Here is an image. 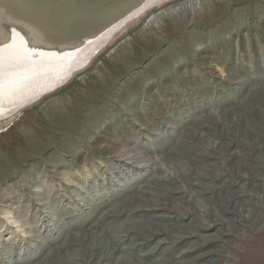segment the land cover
<instances>
[{
    "label": "rangeland",
    "instance_id": "rangeland-1",
    "mask_svg": "<svg viewBox=\"0 0 264 264\" xmlns=\"http://www.w3.org/2000/svg\"><path fill=\"white\" fill-rule=\"evenodd\" d=\"M0 264H264V0H168L0 120Z\"/></svg>",
    "mask_w": 264,
    "mask_h": 264
},
{
    "label": "water",
    "instance_id": "water-1",
    "mask_svg": "<svg viewBox=\"0 0 264 264\" xmlns=\"http://www.w3.org/2000/svg\"><path fill=\"white\" fill-rule=\"evenodd\" d=\"M167 1L0 0V120L63 85L115 31Z\"/></svg>",
    "mask_w": 264,
    "mask_h": 264
},
{
    "label": "bare ground",
    "instance_id": "bare-ground-1",
    "mask_svg": "<svg viewBox=\"0 0 264 264\" xmlns=\"http://www.w3.org/2000/svg\"><path fill=\"white\" fill-rule=\"evenodd\" d=\"M196 1H198V0H196ZM200 1V0H199ZM191 2H189V4H190ZM199 3V2H198ZM198 3H195V4H198ZM188 4V3H187ZM243 37V36H242ZM125 150V149H124ZM135 153V152H134ZM128 156H129V153H128ZM131 156V155H130ZM118 157V156H117ZM129 158V157H128ZM136 159V158H135ZM123 160V159H122ZM143 161V160H142ZM120 162V161H119ZM129 162H130V160H129ZM43 227V226H42ZM5 250V249H4ZM5 251H7V250H5ZM4 251V252H5ZM7 253H9L8 251H7Z\"/></svg>",
    "mask_w": 264,
    "mask_h": 264
}]
</instances>
